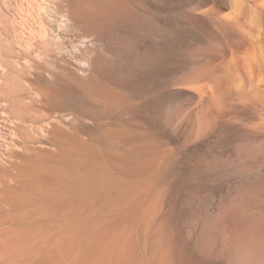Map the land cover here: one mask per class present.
<instances>
[{
	"label": "rangeland",
	"instance_id": "1",
	"mask_svg": "<svg viewBox=\"0 0 264 264\" xmlns=\"http://www.w3.org/2000/svg\"><path fill=\"white\" fill-rule=\"evenodd\" d=\"M247 2L0 0V112L4 99L12 94L18 96L11 98L14 106L10 110L8 105L9 111H17L18 104H32L35 94L42 93L47 111L59 116L55 143L64 141L63 147L40 146L37 157L24 161L40 163L48 174L54 159L61 156L57 159L69 162L60 167L62 176L76 175L71 184L84 179L85 169L95 173L100 167L110 179L132 189L138 182L146 183L151 212L138 244L145 264H153L159 237L172 244L173 264H233L235 260L232 242L206 249L208 253L202 250L201 227L215 222L238 186L250 179L251 174L243 169L242 152L261 140L251 127L252 112L257 111L234 100L222 111L228 113L214 124L197 117L187 121L185 115L199 111L202 100L191 86L205 85L201 77L211 54L254 50L244 29L256 31L264 16L248 15ZM234 4L239 6L236 12ZM229 12L240 17L236 16L242 21L239 28L228 23ZM51 30L52 37L60 36L64 44L44 59L29 46ZM246 86L245 94L252 91ZM68 141L78 143L82 150L66 151ZM75 162L82 165L74 167ZM150 163L152 170L147 174ZM26 185L40 187L29 180L18 186ZM81 195L75 193V205H82Z\"/></svg>",
	"mask_w": 264,
	"mask_h": 264
},
{
	"label": "bare ground",
	"instance_id": "2",
	"mask_svg": "<svg viewBox=\"0 0 264 264\" xmlns=\"http://www.w3.org/2000/svg\"><path fill=\"white\" fill-rule=\"evenodd\" d=\"M248 2L251 5H247ZM248 2L247 8L245 7L248 15L258 13L264 16V0ZM238 7L235 6V12ZM242 8L240 6V10ZM229 14L222 17H227L229 24L239 28L242 21L238 22L236 18L238 14L231 12ZM245 21V24L249 22ZM254 29H244L246 36L251 40L249 46L254 49L252 52L247 50L249 49L247 45V49H244L247 51L243 54H237L233 50H221L208 56L209 62L204 66L201 77L206 82L205 85L202 83L205 90L201 84L198 85V76L196 77L198 80L194 77L198 86L195 84L196 88L191 86L202 100L200 108L198 107L199 111L195 109L196 112L184 114L187 121L193 122L197 117L201 121L214 124L228 113L222 111L234 100L250 105L257 111L252 112L251 127L261 134V140L256 141L252 149L242 152L243 169L251 174L250 179L238 186L237 192L235 191L229 202L219 211L215 222L201 227L203 229L201 243L205 247L201 246L202 250L211 251L213 247L216 249L222 245V248L223 244L232 242V252L234 250L236 254L233 264H264V96H262L264 90L260 87L264 86V23L262 22L256 31ZM53 31H43L39 41L34 38L29 46L32 51L28 48L27 53L37 52L44 59L53 56L54 49L61 48L64 44V39L60 36L55 34L56 38L52 37ZM22 53H19L18 57H21ZM26 69L22 68L21 71ZM246 85L252 88L247 94L244 92ZM9 96L8 98L12 99L14 97L13 94ZM11 98L4 99L2 107L4 111L0 112V264H145V257L138 255V244L142 242L139 236L142 235L145 228L143 226L146 225L148 214L151 212V203L147 199L149 190L147 184L138 182L137 186L136 182L137 187L132 189L126 184L110 179L101 171L102 167L95 173L85 169L86 176H82L84 179H77L71 184L70 179L72 177L74 179L76 175L73 172L68 177L62 176L59 169L61 166H67L69 162L62 161L60 155L57 158L61 159H54L48 174L40 163H26L24 159L38 156L42 151L40 146L50 148L57 144L55 134L58 129L57 122L60 120L54 112L47 111L48 106L47 108L45 106L48 102L42 93H36L30 105L18 104L17 111H9V108L12 110L14 106L13 102L10 104ZM61 143L57 145L60 147ZM66 144L65 146L69 148H66V151L82 150L80 145L73 141ZM91 156V159L96 158L95 155ZM76 162L73 166L79 167L81 163ZM152 166V163L147 165V174L152 170ZM74 171L77 172L75 168ZM93 176L95 181H91ZM23 180L38 182L40 187H33L34 189L28 188L27 185L19 187ZM78 192L84 199L82 205L74 204L76 200L73 197L75 198L74 195ZM65 194L67 196H64ZM66 207L71 208L70 211L67 210L69 213H66L67 211L63 213L62 209ZM158 239L157 252L151 257L153 264H173L172 244L166 237Z\"/></svg>",
	"mask_w": 264,
	"mask_h": 264
}]
</instances>
